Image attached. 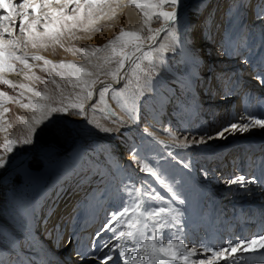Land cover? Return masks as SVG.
<instances>
[{
  "label": "rangeland",
  "instance_id": "rangeland-1",
  "mask_svg": "<svg viewBox=\"0 0 264 264\" xmlns=\"http://www.w3.org/2000/svg\"><path fill=\"white\" fill-rule=\"evenodd\" d=\"M216 1L217 0H208L205 3L200 2V11L199 9H193L191 11V14L199 15L197 20L194 21L195 23L192 22L190 26L191 36H186V30L190 25V15L188 13H185L182 18L175 23V27L171 26V29L169 28L163 31L162 37L164 43L175 44L178 46L177 48L180 47L183 48V50H178L176 46L173 45L175 48L173 47L172 50L165 51L159 48V41H157L152 47L143 50L134 58L136 52H134L132 45L125 48V52L133 53V55L129 65L125 66L128 62V60H126L122 68L125 72L121 86L118 88L111 86L109 92L106 94L107 96L105 95L109 103V108L118 114H122L125 120H131V122L135 121L141 124L142 127L147 129L146 131L148 133L161 138L160 143L155 140L146 139V137L143 138V136H141L143 134L134 130L131 131V128L125 127L118 121H115L114 118L107 116L101 110V102L95 101L93 108L85 119H82L83 115H79L78 110L72 107H69L67 115L61 113L53 114L47 127H36L35 133L32 134V143L24 144L22 141L29 137L31 125L24 123V121H26L25 118L23 120L19 119L23 118V115H19V112L22 110L28 111L29 109L21 107V104H18L14 99L7 102L9 103L7 112H3V109L0 108V156H4L6 159L4 167L0 168V177L15 161H19L25 157L29 159L36 152H53V155L49 159H42L38 156L33 157L16 172L13 171L4 176L5 179L2 182L3 184H1L2 186L0 185V197H4V199L9 197L12 203H15L14 199L16 197H21L26 201L22 211L25 215L24 217L32 221L34 214L39 210L41 211V215L38 219L44 218V214L47 210L49 211L52 208H56V199L61 192L64 189L71 190L74 186L73 181L77 178L78 172L80 170L82 171L84 161H89L90 157H96L98 160L102 161L104 156H108L111 163V172L106 168L103 169V177L105 178L104 182L108 181L109 184H105L103 190L91 193L87 196L90 200L87 207L83 206L84 209H75L73 213L71 210L69 213L72 224L76 216L75 213L79 212L78 223L80 229H82V226H86L90 213H96V218L99 219L101 225H104L108 219V214L116 211L113 209L112 203H114L115 196L117 195V199H120V201H118L119 203H122V199L127 203L129 192L134 193L137 189H140L141 194L144 195L143 188L146 185H151V187L156 190V193L160 196H164L165 199L171 196V194L159 185L153 177L140 170L141 165L137 171V169L132 166L131 161H125L124 163V159L127 155L133 158L131 153L136 152L137 159L147 157L143 162L148 163L154 169L156 168V164H160L163 168L167 169L165 173L166 176H176L180 179V184L176 187L180 190L181 198L184 199L185 202L183 205H177V207L183 210V216L181 217L182 231H178L176 228L171 229L175 237H182L183 242L187 244L189 248L195 246L197 253H200V251L202 252V248L204 247L216 245L219 239L215 238L213 241L209 242V240L206 239L207 236H203L204 227L202 224L195 223L198 218V221L201 220V214L204 213V210L208 212L215 207L211 202L212 200L214 201V197L210 193L200 190V185L198 186L196 182L194 183L189 173L191 170L198 172L202 169V160L204 158L202 160L199 158L195 159L192 150L176 147L181 141L190 143L192 141L190 139L193 135L191 137L188 136L191 135L193 128H198L201 124L204 126L210 125L211 130L208 132L203 130L199 134L198 139L203 138L207 141L205 145L218 142L217 139L209 140L208 137H216L217 132L221 130V128H215L217 125L216 123H212L211 110L204 109V106H200L196 99V95H198L200 100L204 103L206 98H203V92L211 86L210 84L213 83V81L216 82L217 79L216 71H218V64L212 63L209 64V66H205V61L196 57L198 46L203 47L205 44V41H202L204 36L203 33L209 30V34H211V28L218 19L220 20V24L225 21L228 7L226 6L223 9H219L215 3ZM218 2L222 4V2H226V0H218ZM215 4L216 6L214 7ZM110 10L111 8H109L107 12L102 8L94 10L93 17L95 22L91 26H88L85 20L76 28L71 29V32L64 31V34L59 37V43H55L52 40H45L44 43L47 47L37 46L33 48L31 45H28L26 49L23 47L22 49L28 53L44 55L55 63H73L75 60L86 61V67L94 74L90 79H95L97 81L96 84H103L106 80H113L110 73L118 68L119 65L117 61H119L121 57L118 55L113 56L112 51H110V53L104 57L105 60L107 59L106 67H104L100 64L101 62L99 59L94 58V56L101 53L102 50L95 52L94 55L92 54L93 50L96 48L103 49L104 45L114 40L115 37L120 34L121 29L138 32L142 38L141 42L149 44L153 42L149 37H155L157 33L149 29H160L165 21L162 17L154 15L150 23L147 24L143 30H131L125 27L127 20L125 12L117 13L116 10L110 13ZM162 10L172 12L173 8L169 5H164ZM69 14H71V10ZM207 15L210 18L208 19L210 28L208 30L205 29L207 26L205 25V18ZM100 16H102V18L96 19V17ZM240 21L241 18L238 20V26L239 30H242ZM37 30L42 32L43 28L38 26ZM107 30L108 32L106 33ZM170 33H173V36H169ZM83 49L88 50L87 55H85L83 51H80ZM146 53L151 54V63L146 57ZM17 54L19 55V53ZM14 63L18 70L23 68V65L19 62ZM135 64H139L140 68H136ZM97 65H99V67H97ZM45 67H49L50 70L43 71L42 69ZM35 68L32 72L35 76L40 77V79L27 80L26 82L34 90L46 92L50 95L53 98L51 101L53 106H61V103L63 105L77 103L76 95H84L82 90H77L78 87L73 88L72 84L68 82V79L62 80L56 74V71L59 70H51L50 66H45L43 61L37 63ZM122 69H120V71ZM7 74L8 73H5V76H7ZM232 75L227 82L229 85H226L225 88H228L233 81L234 78ZM206 79L207 81L210 80L207 82L209 84L208 86L204 84ZM53 80L55 83L52 82ZM73 82L75 81L73 80ZM175 83L180 85L183 90L182 93L177 96L178 109L170 110L165 108L164 111H167L165 121L168 123L162 122V125H155L152 121V116L156 114L157 109L161 106L162 102L160 99L162 95L170 93V89ZM57 85L60 87L57 88ZM106 85L104 84L102 88ZM0 91L20 99L22 104H27L30 100L32 102L38 101L32 93L27 91H25L23 97H20L19 93L21 89L18 87L13 89L8 85L0 84ZM61 92H63V96L65 97L63 100H61ZM141 92H143L142 96L140 95ZM203 103L200 104L204 105ZM83 104L85 109L86 99L83 100ZM133 105L136 107L135 119L130 117L127 111V109L132 108ZM218 105L220 106L221 104ZM236 107L237 106L234 107V110H236ZM94 108L95 111L93 110ZM220 111H222V116L230 117L232 105L229 104L221 108ZM74 120H81L76 127L81 138L77 145L75 144L74 147H71L73 142L76 141V137L71 129V122ZM214 120L219 124L221 122H218V119ZM193 124H195L194 127ZM186 125L189 127L184 130L183 126L186 128ZM203 125H201V128H203ZM104 129H109V131H105ZM169 133L175 134L176 139L173 140ZM185 137H188L187 141L184 140ZM232 139L233 137L225 141L229 142ZM7 140L17 141V144L13 147L11 152H5L3 148ZM119 147L123 149L121 151L117 150ZM162 147H165V151L172 156L176 162H172L170 157L165 155ZM238 158V154L235 155V162H238ZM184 163L189 164L190 167L187 169L183 168ZM228 173L229 171L224 175L225 178L223 180H225V183L223 184L225 185L229 184L228 180L230 178L238 177L241 174L237 172L233 174L232 177H229ZM203 174L200 175V178H203ZM218 174L221 175L222 173ZM251 175L252 173L250 176ZM219 179H222V177H219ZM198 181L204 184L203 187L210 186V191L213 190L212 194L218 195L221 200L231 195V192L220 195L223 191L218 190V186L213 181L210 182L208 179H205V181ZM166 182L168 181L166 180ZM124 186H127L124 192L118 190ZM156 193H153V195ZM153 203L155 205H161L162 202L160 200H155ZM74 204L75 202L72 201L73 207ZM53 205L54 207H52ZM78 207L79 206H77V208ZM2 208L3 207L0 205L1 210ZM54 209L53 211L56 210ZM9 219L10 223H17L16 210H13V215H11ZM7 229L9 228L6 227V223L0 216V259L3 255L2 248L11 237ZM118 230L128 231L129 229L121 225ZM191 238H193L194 242H191ZM125 243L128 245L131 244V242L126 241ZM206 255L209 258L211 257V253H207ZM5 256H8V254H5ZM203 256L204 259V253ZM190 258L192 261L195 259L199 261L201 259L197 255Z\"/></svg>",
  "mask_w": 264,
  "mask_h": 264
},
{
  "label": "bare ground",
  "instance_id": "bare-ground-1",
  "mask_svg": "<svg viewBox=\"0 0 264 264\" xmlns=\"http://www.w3.org/2000/svg\"><path fill=\"white\" fill-rule=\"evenodd\" d=\"M206 1L208 0H181L180 6L175 9L173 8V11L177 12L178 18L176 22H178L185 13H188L190 15V25L186 30V36L192 35L190 26L192 22L196 21L197 17L199 16L197 14V16L193 15V13L191 14V11L193 9H199L200 11L201 7L199 3H205ZM239 1L244 2L245 4L243 5L244 7L242 9V14H238L237 12H228V14L226 13L225 18H227V20L224 22V24H220V20L218 19L211 28V34H209L210 31L208 30L210 29L208 25V19L210 18L207 15V17L205 18V25H207L205 29L208 30V32L206 31L205 33H203L204 36L202 40L205 41V44L203 45V47L198 46V50L196 52V57L200 58V60L205 61V66H209V64L212 63L218 64V71H216V82L213 81V83L210 84L211 86L203 92V98H206L205 102L203 103L198 95H196V99L200 106H204V109L206 108L211 110L212 123H216L217 126L215 128L221 129L226 125H229L230 123H239L242 118L248 116L247 113L249 112L264 113V83H261V80H264V76L259 75V73L264 71V22L256 18L257 5L260 4L261 1L256 5H253L254 0H235L234 2L233 0H226V2H222V4H219L217 0L215 3L217 4L219 9H223L230 4V7H233V4ZM246 1L248 3H246ZM14 2L18 4L20 0H14ZM216 4L214 5V7L216 6ZM255 6L256 11L254 9ZM53 7H58V5L53 4ZM101 8L105 12H107V10L111 8L110 13L116 10L117 13L125 12V16L127 18L125 27L128 29L141 31L146 26L144 24V17L141 11L138 8L132 6L129 0H108V3L102 5ZM71 9L72 6H69L68 14ZM153 16L154 15H152V17ZM239 18H241L240 26L242 27V30H239ZM42 23L43 20L41 21V24ZM171 26V23H169L167 29H171ZM164 27L165 22L162 24L160 29ZM107 32L108 30L106 31V33ZM162 33L163 31L157 32L155 35V40H153V42L149 44L143 43L142 51L148 49L149 47H152L157 41H159L158 45L160 49H163L165 51L172 50V48L174 47L173 45L175 44L164 43ZM16 35H20L18 23L16 25ZM171 35L173 36V33L169 34V36ZM222 37L224 38L223 40ZM5 39H9V37L5 36ZM175 46L176 49L181 50L180 47L177 48L178 46ZM110 51L111 49H102V52L96 54L94 58L99 59L101 62L100 64L106 67V60L104 57L108 55ZM142 51L136 52L134 58ZM23 52L24 50L22 48L20 51H18L19 54H22ZM34 54L37 53H28L29 57ZM41 56L48 59L44 55ZM131 60L132 59H129L125 66H128ZM39 62L40 61L31 59L29 60V63L33 65V69ZM73 63L77 65H84L86 67V61L75 60ZM86 68L88 71H90L88 67ZM124 72V69H122L116 79L106 80L105 82H103V84H96L93 87V96L90 99H86V106L82 119L86 118V116L93 108L94 102L98 101L101 102V110L107 116L114 118L115 121H118L123 126L131 128V131L134 130L138 133L143 134L141 135L143 136V138L146 137V139L155 140L156 142L160 143L161 138H158L153 134L148 135V132L146 131L147 129L142 127L138 122L125 120L122 114H118L108 107L109 103L105 97L103 99L99 97V92L104 84L111 85L116 88L120 87ZM232 74H234L233 81L228 88H224L227 85V82L229 81ZM6 78H9L16 84H20L22 82L24 84H27V80L24 79L22 74L17 75L16 73H8ZM209 81L210 80L207 81L206 79V82L204 84L208 86L209 84L207 82ZM77 90L80 91L82 89L78 87ZM182 91V87L175 83L170 89L169 94L162 95L160 99V101L162 102L161 106L157 109L156 114L152 116V121L155 125H162V122H166L165 117H167V111H164L165 108H168L170 110L178 109L177 96L182 93ZM36 98L38 100L37 103L45 102L41 101L39 97ZM200 103H203L204 105H201ZM5 104L7 105H4V107L9 109V103L6 102ZM218 104L221 105L219 106ZM229 104L232 105V113L230 114V117L222 116V111H220L221 108H224ZM235 106H237L236 110H234ZM245 109H247V112L245 111ZM28 111L22 110L19 112V115L22 114L23 119L25 118V120L28 121L27 125H32V117L39 116L40 114L38 112H33L31 109H29ZM214 119H218V122L221 121L220 124L217 123V121L215 122ZM48 122L49 121H46L45 124H42L40 126L47 127ZM79 122H81V120H74L71 122V129L74 136L76 137V141L73 142L71 147H74L75 144L77 145L81 138L76 128ZM201 125L198 126V128H193L191 135L188 136L191 137L193 135L190 140H192L193 138L198 139L199 134L203 130H206V132L211 130L210 125H203V128H201ZM194 126L195 124H193V127ZM188 127L187 125L186 128L185 126H183V129L185 130ZM231 137H233L232 140H230L229 142L225 141L226 139ZM214 139H217L218 142H212L209 145H205L204 143L188 148L192 150L195 159L199 158L202 160L204 158L202 160V169H200L198 172H194L193 170H191L189 173L194 183L196 182L198 186L200 185V190L205 191L206 193H210L214 197V201L212 200L211 202L216 207V211L215 207L208 212H205L204 210V213L201 214V220L198 221V218L196 221H194L196 224H202V226L204 227L203 236H207L206 239H208L209 242L213 241L215 238L219 239L216 245H214L216 246V248H219L220 246H226L227 242L229 241L237 240L235 237L234 240H231V235L228 233L229 229L233 228L234 224H236L235 217L241 216L244 210H249L253 207L255 212H259L261 209H264V129L253 128L250 131L243 133H225L224 138ZM122 149L123 148L119 147L117 150L121 151ZM237 154L240 158H238V162L234 161L233 163V158ZM52 155L53 152L51 153L46 151H39L33 154V156L29 159L25 157L19 161H15L12 166L8 168L0 177V185L3 184L2 182L5 179L4 176H6L10 172H16L33 157L38 156L42 159H49ZM132 160L133 158H131L130 155H127V157L124 159V163L125 161ZM132 166L138 171L140 163H136L134 165L132 164ZM247 168L248 172H246ZM243 170L245 171V173L240 174L239 176H244L245 180L255 178L257 182L254 184H245L244 186H241L239 183L226 185L223 184L225 183V180H223L225 178L224 175L227 171H229V177H232L233 174ZM218 173L222 174L220 175ZM251 173L252 175L250 176ZM201 174H203V178H200ZM78 176L80 175L78 174ZM219 177H222V179H219ZM205 179H208L210 182L213 181L216 183V185L218 186V190L223 191L222 193H220V195H225L227 192H231V195L229 197H226L224 200H221L218 195L212 194L213 190L210 191V186L203 187L204 184L198 181H205ZM82 184L84 183L77 185L74 182V186L71 188V190L67 191V194L60 200L59 205L57 204L58 207L56 205V210L52 214L55 225L60 217L63 218L66 215H68L69 217L70 211L73 210L71 198L75 196L74 192H72V189H76V185L80 187ZM105 184H107V182H105L104 185ZM86 186L87 185H85V187ZM96 186L100 187L101 185L96 184ZM141 196L142 198L146 199L144 195L141 194ZM117 197L118 195L115 196L114 203H112V207L115 210L121 205V202H118L120 201V199L118 200ZM78 199L76 198V200ZM0 200V205L3 207L2 210L0 209V216L6 223V227L9 228L7 230L11 235L7 244H4L2 248L3 255L0 259V264H44V258L39 253L38 248L40 249L43 243H47L49 247H52L51 244L54 242V239H56V236L53 234L54 230L52 228L50 232L47 230V228L44 229L45 232L43 233H40V231L38 230L40 226L38 222L39 220H43V218L38 219L41 215V211H36L33 220L30 221L29 219L24 217L25 215L22 212L26 202L23 198L16 197L14 199L15 203H12L9 197H7L6 199H4V197H0ZM178 204L179 203L177 201L175 203L176 207ZM80 208L81 207L79 205L78 209ZM13 210H16L17 212L18 221L16 224L10 223L9 219V217L13 215ZM236 213H239V215L236 216ZM75 214L76 216L72 224H68L66 228L63 227L64 229L62 228V231L60 233L62 237V239H60V249H53V257L47 262V264H55L54 261H57L59 259L65 264H100V260L98 258L108 253L109 248H112L118 244H125L124 239H113V234L111 232H105L98 240L93 241V237L103 226V224L101 225L99 219L96 218V213L89 214L87 224L85 227L82 226V229L79 228L78 223L79 212H76ZM260 221H264V219L261 218ZM30 222L38 228L34 227L35 230L32 231L30 229ZM149 224L151 227L150 221ZM62 225L63 222L60 224V226L62 227ZM169 232L171 233L172 239H175L178 242L180 240H183L182 237H175L174 232L171 229L165 230V235L167 236ZM147 235L149 237L151 236L150 229L147 231ZM249 237L254 238L252 236ZM191 242H194L193 238H191ZM103 243H107L108 247H102ZM93 244H95V247H93ZM128 246L130 248L128 255L132 256L133 260H135L137 264H139L140 260H144L146 264L148 258L143 257L138 253H134L132 251L131 244ZM183 252V249L178 250V254H183ZM77 253H79V255ZM5 254H8V256H5ZM196 255L201 259H203L204 257L201 251ZM238 255L243 257L238 261V264H264V250H257L250 253H239ZM113 256L114 259L112 261H109L108 264H124L122 257H117V254L115 252L113 253ZM65 257H68L67 262L65 261ZM164 259L166 260V264H182L181 261H171L167 260V258ZM194 261H196V259ZM128 264H132V261H129ZM217 264H228V262L220 260L217 262Z\"/></svg>",
  "mask_w": 264,
  "mask_h": 264
},
{
  "label": "snow or ice",
  "instance_id": "snow-or-ice-1",
  "mask_svg": "<svg viewBox=\"0 0 264 264\" xmlns=\"http://www.w3.org/2000/svg\"><path fill=\"white\" fill-rule=\"evenodd\" d=\"M108 0H20L17 4L14 0H0V84L8 85L13 89L19 88L21 92L20 97L24 96L25 91L32 93L33 96L39 97L43 103L32 102L30 100L27 104H22L20 99L9 96L7 93L0 91V108L3 112H7L8 109L4 107L5 102L16 100L21 107L31 109L33 112H38L39 116L32 117V125L30 126V135L27 139H23L24 144L32 143V134L35 133L36 127L45 124L49 121L53 114L61 113L67 115L69 107L78 110L79 115H84V104L83 100L90 99L93 96L92 87L96 84L95 79H90L94 74L87 70L84 65H77L74 63L59 62L55 63L45 57L34 54L29 57L28 53L24 51L22 54H17L21 48H27L28 45L36 48L47 47L44 43L45 40H52L55 43H59V37L64 34V31L71 32V29L76 28L80 23L87 21V25L91 26L95 20L93 17L94 10L101 9V6L107 4ZM132 6L138 8L143 17L144 24L147 25L151 21L152 15H158L165 21V27L162 29H156L150 31H166L168 24L171 23L175 27L177 21V12L163 11L164 5H169L172 8H178L181 4V0H130ZM53 4L58 7H53ZM69 6H72L71 14H68ZM42 13V14H41ZM102 18L96 17V19ZM256 18L264 22V0L257 5ZM43 23L41 24V21ZM19 25V34L16 35V25ZM38 26L43 28L40 32L37 30ZM5 36L9 39H5ZM149 39L155 40V37H149ZM224 38L222 37V40ZM142 38L138 32L125 31L121 29V32L114 40L109 41L108 44L104 45L103 50L111 49L113 56H120L121 59L117 61L118 68L114 70L110 75L113 79H116L120 69L124 67L125 61L131 59L133 53L125 52V48L132 45L134 52L142 51L143 43ZM223 46V45H222ZM102 49L96 48L92 54L101 51ZM183 50V48H181ZM88 54L87 49L80 50ZM152 61L150 53L145 54ZM43 61L45 66H50L51 70L56 71V74L62 79H68V82L72 84L73 88L80 87L84 95L77 94V103L70 105L53 106L51 103L52 97L46 92H39L34 90L28 84L20 83L16 84L12 80L7 79L5 73H16L17 75L22 74L25 80L36 79L40 77L35 76L32 72L33 65L29 63V60ZM14 62H19L23 65V68L17 69ZM107 62V59H106ZM99 67V65H97ZM136 68H140L139 64H135ZM43 71H49V67L42 69ZM66 70V71H64ZM31 73V74H30ZM264 76V71L259 73ZM74 81L73 82V79ZM138 78V77H137ZM55 83V81H52ZM264 83V80H261ZM60 86L57 85V88ZM111 85H106L99 92V97L103 99L109 92ZM143 95V92L140 93ZM65 97L61 92V100ZM95 111V108L93 109ZM130 117L135 119L136 107L133 105L132 108L127 109ZM247 112V109H245ZM114 115V113H113ZM259 117V118H258ZM23 120V118H19ZM28 123V121H24ZM253 128L264 129V113H248V116L241 119L239 123H230L226 125L216 134V137L209 136L208 139L224 138L225 133L234 132H248ZM109 131V129H104ZM148 135H152L148 133ZM173 140L176 139L175 134L169 133ZM185 141L188 137L184 138ZM203 138H193L190 143L181 141L176 145L178 148H190L204 144ZM17 144L16 140H7L3 145L5 152H11L13 147ZM133 160L131 163L134 165L140 163L141 171L154 178L164 189L167 190L171 196L165 199L164 196H160L156 193V190L151 185H146L143 188V194L147 199L142 198L141 190L137 189L134 193L129 192L128 202L125 203L122 199L121 206L116 209L115 212L108 214V219L105 224L97 231L93 237V241L98 240L101 235L105 232H111L113 239H124L126 242H131L132 251L139 255L148 258L146 264H166V260L181 261L182 264H217L218 261L224 260L228 264H238V261L242 259L239 253H250L257 250H264V231L257 233L255 238H244L235 241L227 242L226 246L204 247L202 253L205 254L204 259L197 261L190 260V257L197 254L195 247L189 248L187 244L180 240L179 242L172 239L171 233L165 237V230L176 228L178 231H182L181 217L183 216V210L179 207L174 206L178 201L180 205L184 204V199L181 198V192L176 187L180 184V179L176 176H166V168H163L160 164H156L154 169L148 163L143 162L147 157L137 159V153L132 152ZM91 161V162H89ZM89 161H84L82 171L79 173L80 180L86 181L90 177L103 180V169H108L111 172V163L108 156H104L103 160H98L96 157H90ZM6 159L4 156H0V168L4 167ZM190 165L187 163L183 164V168L187 169ZM163 177V178H162ZM166 180L168 182H166ZM255 178L245 180L244 176L231 178L228 180L229 184H245L256 183ZM127 186L118 189L121 192L126 190ZM153 193H156L153 195ZM160 200L161 205H155L153 202ZM151 222V227L149 224ZM121 225L129 229L128 231L118 230ZM60 225H57L54 229L59 233ZM151 230V236L147 235V231ZM57 239H62L60 235ZM166 240V242H165ZM95 247V244H93ZM102 247H108L107 243H103ZM183 249V254H178V250ZM130 248L127 243L124 245H115L109 248L108 253L104 256L99 257L100 264H108L109 261L114 259L113 253L117 254V257H122L124 264H128L132 261V264H137L133 257L128 255ZM207 253H211V257H207ZM79 255V253H77ZM139 264H145L144 260H140Z\"/></svg>",
  "mask_w": 264,
  "mask_h": 264
}]
</instances>
